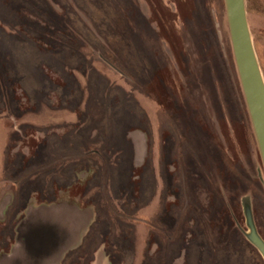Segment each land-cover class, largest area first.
<instances>
[{
	"label": "rangeland",
	"instance_id": "1",
	"mask_svg": "<svg viewBox=\"0 0 264 264\" xmlns=\"http://www.w3.org/2000/svg\"><path fill=\"white\" fill-rule=\"evenodd\" d=\"M241 91L224 0H0V264L54 241L35 230L59 209L36 264H264Z\"/></svg>",
	"mask_w": 264,
	"mask_h": 264
},
{
	"label": "water",
	"instance_id": "2",
	"mask_svg": "<svg viewBox=\"0 0 264 264\" xmlns=\"http://www.w3.org/2000/svg\"><path fill=\"white\" fill-rule=\"evenodd\" d=\"M224 1L235 63L264 167V78L249 28L246 0ZM65 211L66 209H59L46 215L42 213L38 215L40 223L36 225L38 227L35 231L40 234L41 232H45V235L49 236L53 234L51 230L54 228V231H56V234H54L56 235L54 241L46 240L45 242L42 240L41 243L36 246H29L27 254L23 256L22 259H17L15 262L5 259L2 260L1 264H36L40 258L42 259L43 256L50 255L54 252L58 245L55 247L53 243L55 244L56 242L57 244L58 241L60 243L61 241L63 242L65 230L70 229L67 228L65 222L72 219L73 215ZM51 218L57 222V225L48 222ZM43 220L45 222H43ZM251 230L252 232L249 235V239L264 258V241L256 233L252 225ZM42 234L44 235V233ZM19 235L21 236L20 238L26 236L23 224L20 226ZM38 245L40 247L47 246L48 249L46 250L45 248V250H40L41 248Z\"/></svg>",
	"mask_w": 264,
	"mask_h": 264
},
{
	"label": "trees",
	"instance_id": "3",
	"mask_svg": "<svg viewBox=\"0 0 264 264\" xmlns=\"http://www.w3.org/2000/svg\"><path fill=\"white\" fill-rule=\"evenodd\" d=\"M248 2H249V4H251V1H249L248 0ZM251 6V5H250ZM251 9V8H250ZM241 93H242V96H243V92L241 91ZM244 97V96H243ZM247 116H248V120H250V117H249V113L247 112Z\"/></svg>",
	"mask_w": 264,
	"mask_h": 264
},
{
	"label": "flooded vegetation",
	"instance_id": "4",
	"mask_svg": "<svg viewBox=\"0 0 264 264\" xmlns=\"http://www.w3.org/2000/svg\"><path fill=\"white\" fill-rule=\"evenodd\" d=\"M14 195V194H13ZM13 198V197H12Z\"/></svg>",
	"mask_w": 264,
	"mask_h": 264
}]
</instances>
